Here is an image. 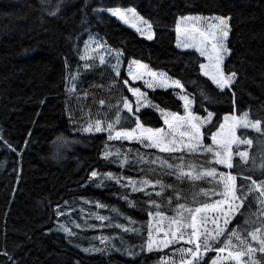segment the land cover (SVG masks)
I'll return each instance as SVG.
<instances>
[{
	"label": "trees",
	"instance_id": "trees-1",
	"mask_svg": "<svg viewBox=\"0 0 264 264\" xmlns=\"http://www.w3.org/2000/svg\"><path fill=\"white\" fill-rule=\"evenodd\" d=\"M57 2L47 0L46 5L45 0H0V264H162L172 247L146 250L148 212L175 215L178 203L186 207L212 203L221 199L213 192L219 193L222 185L209 176L195 181L187 176L178 178L169 174L174 170L137 163L135 157L140 154L148 161L161 157L178 163L175 157L184 155L185 164L195 165L185 171L196 174L215 167L217 173L236 174L237 150L233 169H227L209 163L213 161L211 153H161L138 143L108 140L107 132L89 133L83 129L96 119L105 124L114 120L122 108L117 102L123 97L134 101L123 83L128 80L126 69L133 60L179 79L185 93L194 98L195 114L206 117L213 113L212 121L204 127L205 145L212 143L211 133L218 130L225 116L248 111L250 119L264 120V0H64L59 13L49 15ZM114 7L135 8L154 27V38L148 40L111 15L107 9ZM189 15L231 17L230 54L223 63L226 74L237 73L231 87L221 90L203 75L199 65L205 59L199 52L178 47V20ZM94 33L102 36L108 48L122 52L118 58L119 76L111 63L100 64L97 57L87 61L91 68L84 67L86 61L80 57L85 54V42ZM76 74L79 80L73 90ZM135 85L162 109L184 114L177 90L151 89L141 82ZM101 99L105 104L99 103ZM128 115L126 109L119 111L117 129L134 126L125 121ZM139 116L146 127L164 126L162 116L152 107L141 109ZM238 136L253 139L247 167L255 159L257 168L249 173L246 167L245 174L264 179L257 156L261 134L240 128ZM106 150L113 153L107 159L103 156ZM117 152L120 159L125 154L129 157L130 163L123 168ZM92 171L98 173L97 177H91ZM109 172L136 181L160 180L173 187H165L160 196L155 195L161 191L159 185L148 187L146 191L153 193L148 197L105 178ZM176 191L180 192L179 200ZM149 199L160 207L149 205ZM97 202L105 207H98ZM82 208L99 209L109 219L99 223L102 229L94 220L95 228H87L88 222L81 219ZM257 208L253 202L251 210ZM70 215L83 225L73 227L75 235L57 229L58 220L72 223ZM237 220L242 218L238 215L229 228ZM116 224L135 231L126 232L113 226ZM101 237L108 238L105 245L100 243ZM219 246V242L214 244ZM85 248L103 251L86 252ZM215 254L208 253L202 264H211ZM262 257L264 254L257 253V259Z\"/></svg>",
	"mask_w": 264,
	"mask_h": 264
},
{
	"label": "snow or ice",
	"instance_id": "snow-or-ice-1",
	"mask_svg": "<svg viewBox=\"0 0 264 264\" xmlns=\"http://www.w3.org/2000/svg\"><path fill=\"white\" fill-rule=\"evenodd\" d=\"M63 2L64 0H58L55 5V11L48 12V14L54 16L59 13ZM45 4L47 5V0H45ZM45 10H47V7H45ZM107 11L125 23H129L128 14H131L133 18L139 19L145 25L144 28L137 27L136 30L142 35H146L148 40L154 38L155 33L153 32L152 24L149 21L144 20L143 17H140L135 8L122 9L114 7L107 9ZM202 19L207 20L209 18L199 16L180 17L181 21H199ZM210 20L213 22L208 24L204 29L196 27L193 24L190 29L182 30L178 24L176 31L177 33H181L182 31L188 32L194 37H199L198 40H195L192 43L186 41L183 44V47L195 48L201 57L207 58V64L201 63L199 65L200 71L205 77H208L213 84L222 90L231 87L237 78V73L235 71L225 74L221 67L224 55L230 53V49L226 46V41L231 31V17L213 16ZM132 26L136 27L135 24ZM89 39L92 40L93 38L90 37ZM95 43L97 49L104 47V45L99 42ZM177 44L178 46H181L179 40L177 41ZM84 48L85 54L81 55L80 58L86 61L84 67L88 69L91 68L92 65L87 63V61L93 60V57L88 54V42H85ZM120 55H122V53L117 51V58ZM99 63H105L103 55L99 56ZM132 65L137 66L138 69L147 70L146 74L151 77L150 80H145V84L148 88L171 87L174 89H184V85L179 79H172L171 77H168L165 72L157 73L156 71L149 69L148 65L142 64L138 60L131 61L129 65L128 74L133 80L143 78L145 73L134 74L132 72ZM112 68L115 71V75L119 76V59H117L116 64L112 65ZM123 83L127 85L128 81L124 80ZM74 89L75 85H73V90ZM128 91L136 97V100L132 102L129 101L127 97H123L121 101L117 102V107L119 108V105L122 104V108H119V111L126 109L129 115L125 118V121H130L134 126H122L117 129L115 125L120 123L118 111L114 120L108 121L105 124V121L96 119L93 123H89L83 131L89 133L107 132L108 140H136L144 147L158 149L161 153H211L213 161H210L209 163L214 162L218 165H224L227 169H233L234 153L232 151V145L246 144L249 147L253 145V139H242L237 136V128L254 129L256 133L261 134L260 150L257 153V156L260 159V164L258 165L259 168L264 169V120H261L260 118L250 119L248 111L243 112L240 116H232L230 123L220 124L218 130L215 133H211L212 143L205 145L203 143L204 134L201 131V127L204 123L211 122L213 113L209 112L207 117H200L193 114L190 110V106L194 103V98L190 99L187 94H181L179 96V99L184 102L183 107L185 109V114L180 115L177 112L162 109L159 105L151 104V102L147 100L146 93L141 92L140 88L129 87ZM85 95H87V93H85ZM99 103L103 105L105 104V101L101 99ZM133 103L135 104V108L133 107ZM149 105L155 108L163 117L164 124L168 126L167 132L164 128L146 127L141 122L139 116L140 109ZM224 120L227 122L230 120V117L225 116ZM180 128H183L184 131L179 132L180 139H177L174 133ZM225 129L227 130L225 131ZM185 137H187V140L184 139ZM2 139L3 137L0 136V140ZM5 143L7 144V141H5ZM8 147L12 148L11 144H8ZM12 150L15 151L14 148ZM111 155H113V153L107 150L103 153L105 159L109 158ZM115 155L122 168L130 163L128 155H123L122 159L119 158L121 155L119 152L115 153ZM235 155L239 157V161L235 165L238 169L236 174H233L231 171L217 173L215 167L205 169L202 173L196 174H194L192 170L185 171L186 167L188 169H194L195 165L192 163L185 164L184 155L175 157V160L179 161L178 163H171L161 157H156L155 159L148 161L140 154H137L135 157L137 163L159 164L162 169L174 170L173 173L169 174H176L178 178L187 176L190 180L195 181L201 179L202 176H209L216 180L217 184L222 185V189L219 193L213 192L214 195H219L221 199H217L212 203H202L197 207H186L184 203H178L176 205V214L169 218L168 231L165 232V238L157 242V247H159V245L168 247L170 244L184 241L188 246L176 249V251L180 253L179 264H202L203 256L208 251L212 250L217 253V256L211 260V264H221L222 260H231L234 261L235 264H264V257L257 259V253L264 254V179L257 180L254 179L251 174H245V169L249 165L250 160L248 150L238 151ZM256 168V160L252 159L251 167H247V172L251 173ZM141 171H143V169H141ZM97 175L98 173L96 171H92L91 177H97ZM104 176L109 180H115L116 183L121 184V187H130L132 192H143L148 197L153 195L152 192L146 191L148 187L155 189L157 185L160 186L161 191L155 192L156 196H160L165 187H173L172 185H163L160 180L153 181L143 178L136 181L131 177H123L111 172L104 174ZM238 177L240 178L239 185L237 184ZM122 180L126 181V183H121ZM201 191H203V189ZM175 195L176 199L179 200L180 192L176 191ZM250 195L253 196L251 201L249 200ZM123 198L127 199V197ZM168 201L171 203V197L168 198ZM246 201L248 202L247 208H245ZM253 202L258 206L257 211L255 212L251 210ZM129 203L133 204L131 201ZM148 204L157 209L160 207V205L153 199H149ZM97 206L105 207V205H100L98 202ZM242 209H244V211H242ZM209 210L215 214L211 223L216 225V227L212 230L205 227L209 222V217L207 215ZM58 214L63 215L59 210ZM153 215L157 217L164 216L160 211H156L155 213L151 211L148 212L149 217H152ZM238 215L242 220H237L236 224L229 228V225L232 224L233 220H236ZM98 219L107 220L109 218L99 216ZM126 219L130 220V218ZM113 226L123 228L126 232L135 231V229L127 228L124 225L116 224ZM77 227H79V225H77ZM148 229L149 239L146 244V250L151 252L153 251L154 243L152 240L153 232L151 221L148 222ZM63 230L68 232L69 235H75V233H72L67 228H64ZM157 231H159V229ZM169 235L171 236V239L168 238ZM221 237H224L223 241H221ZM105 239L107 238L101 237V243H103ZM234 240L235 243L233 242ZM218 242L221 243L222 246L214 247V244ZM252 242H255L256 246H253ZM84 251H103V249L85 248ZM224 253H226V255H220ZM3 254L6 256L8 255L7 252ZM132 254L133 253L131 252L129 253V255Z\"/></svg>",
	"mask_w": 264,
	"mask_h": 264
},
{
	"label": "rangeland",
	"instance_id": "rangeland-1",
	"mask_svg": "<svg viewBox=\"0 0 264 264\" xmlns=\"http://www.w3.org/2000/svg\"><path fill=\"white\" fill-rule=\"evenodd\" d=\"M137 12V11H136ZM110 13V12H109ZM138 13V12H137ZM111 14V13H110ZM139 14V13H138ZM112 15V14H111ZM129 15V23H125L124 21H122L125 25L127 26H130L131 28H133L134 30H136L137 27H140V28H144L145 25L143 24L142 21H140L139 19H136V18H133L131 16V14H128ZM140 17H142L140 14H139ZM196 16H199V17H204V18H209L207 20H199V21H181L180 18L178 20V23L177 25L179 24V26L181 27V29H190L193 24L196 26V27H199L201 29H204L206 28V26L210 23H212L213 21L210 20L211 17L213 16H218V15H213V16H202V15H189V16H183V17H196ZM116 17V16H114ZM118 18V17H117ZM119 19V18H118ZM144 20H146L144 17H143ZM120 20V19H119ZM147 21V20H146ZM135 24L136 27H133L132 25ZM177 29V28H176ZM137 31V30H136ZM138 32V31H137ZM153 32H154V27H153ZM141 36L143 37H146V35H142L140 32H138ZM92 37L93 39L90 40L89 38ZM90 37L88 38V44H89V50H88V54H90L93 58H96L98 59L99 61V56L100 55H103L104 57V60H105V63H111L112 65L116 64L117 63V56H116V52L119 51L121 52L120 50L118 49H111V48H108L105 44V41L104 39L102 38V36L100 34H97V33H94V34H91ZM177 41L179 40L180 41V45L181 46H178L179 48L181 49H188V50H195V48H185L183 47V44L187 41L188 43H192L194 42L195 40H198L199 37L198 36H192L190 33L188 32H184L182 31L181 33H177ZM147 38V37H146ZM229 38V36H228ZM228 38H227V41H226V46L228 48ZM95 42H99L101 44L104 45L103 48H99L97 49L96 48V43ZM229 49V48H228ZM196 51V50H195ZM122 53V52H121ZM230 53H227L224 55V60H223V63L225 61V59L228 57ZM120 57H122V55H120ZM205 61H204V64H207L208 63V60L206 57H204ZM92 61V60H91ZM131 62V61H130ZM223 63L221 65L222 69H223ZM90 64V63H89ZM142 64H145V63H142ZM130 65V63H129ZM129 65L126 69L127 71V76H128V88L129 87H137V88H140L138 86L135 85V83H138V82H141L143 83L146 87L147 85L145 84V80H150L151 77H149L146 72L147 70L146 69H138L137 66L135 65H132V72L134 74L136 73H145L143 75V78L141 79H136V80H133L131 76H129L128 74V71H129ZM147 65V64H146ZM149 69L151 70H154L152 68H150V66H148ZM119 68H120V62H119ZM156 71L157 73L159 72H163V71H157V70H154ZM224 71V70H223ZM225 73V72H224ZM226 74V73H225ZM73 78L75 79H72V88H73V85H75V88H76V85L78 83V80H79V76L76 74ZM148 88V87H147ZM156 88H159V87H156ZM171 88V87H170ZM229 88V87H228ZM151 89H154V88H151ZM163 89H169V88H163ZM171 89H174V88H171ZM141 92L143 93H146L145 91H143L141 88H140ZM175 90H177V93L178 95L180 96L181 94H186L185 93V90H181V89H178V88H175ZM147 95V93H146ZM190 99H192L190 96H189ZM129 100V99H128ZM136 100V97L134 96V101ZM143 100V98H142ZM147 100L151 102V104H155L153 103L149 98H148V95H147ZM131 101V100H129ZM132 101V102H134ZM184 103V102H183ZM157 105V104H156ZM133 107L135 108V104L133 103ZM145 107H151L150 105L149 106H145ZM145 107H142L141 109L145 108ZM153 108V107H152ZM161 108V107H160ZM140 109V110H141ZM155 109V108H154ZM156 110V109H155ZM190 110L192 111L193 114H195L193 112V104L190 106ZM168 111V110H167ZM185 114V112H184ZM184 114H180V115H184ZM197 115V114H195ZM199 116V115H198ZM230 117V120L229 121H225L223 122V124H227V123H230L231 122V117L232 116H239V115H236V114H231V115H228ZM202 117V116H200ZM207 117V116H206ZM163 118V117H162ZM213 119V116L211 118V121ZM208 124L210 123H204L201 127V131L203 132L204 134V138H205V133H204V127L207 126ZM165 129V131L167 132L168 131V126L164 124V126L162 127ZM240 128H237L236 130V134L238 136V130ZM227 129H225L226 131ZM254 130V129H252ZM180 131H184L183 128H180L178 129L174 135L176 136L177 139H180L179 137V132ZM211 138V137H210ZM185 140H187V137L184 138ZM115 140V139H114ZM120 141H126V140H120ZM129 142H132V143H138L140 144L142 147H144L141 143L137 142L136 140H133V141H129ZM203 143H204V140H203ZM215 147V146H214ZM146 148V147H144ZM147 149H155V148H147ZM158 150V149H156ZM235 150L238 151H243V150H248L249 151V146L246 145V144H233L232 145V151L233 153L235 152ZM224 166V165H222ZM225 167V166H224ZM86 201V200H84ZM86 203H88V201H86ZM61 212V211H60ZM68 213H70L71 211H67ZM164 216L163 217H157L155 215H153L152 217H150V221H151V225H152V232H153V235H152V240H153V251H162V250H166V249H169L170 247H172V250H171V253L169 255H166L163 257L162 259V264H179L180 262V253L176 251V249L180 248V247H187L188 245L185 244L184 241H179L178 243H173V244H170L168 247H164L163 245H159V247H157V242L163 240L165 238V232L168 231V227H169V218L173 217L174 215H167L165 213H163ZM203 215V214H202ZM208 217H209V222L205 225L206 228H208L209 230H212L216 227V225H214L213 223H211V220L214 218L215 214L212 213L210 210L208 212ZM99 216H104L105 215L103 213L100 212V210L98 209L97 211H92V210H89V209H85V208H82L81 210V219L82 221L84 222H88L87 223V228H95L93 225V222L92 220L96 221V227L98 229H102V226L103 224H99L100 222H105V220H100L98 219ZM69 219L72 220V223L74 224V226H72V223L68 224L64 219L62 220H58L57 221V229L58 230H63L64 228H67L69 229L72 233H73V227H77V225H79V227H82V223L80 221H78L74 216L70 215L69 216ZM63 226V227H62ZM77 227V228H79ZM159 229V231H157ZM149 231V230H148ZM107 238V237H105ZM169 239H171V236L169 235L168 237ZM149 239V237H148ZM108 241V238L104 240L103 243H101V240H100V243L102 245H105ZM214 251V250H212ZM212 251H208L202 258V260L206 257V255ZM215 252V251H214ZM216 253V252H215ZM220 255H226V253L224 254H220ZM217 256V253L215 254V257L216 258ZM221 264H235L234 261H231V260H222L221 261Z\"/></svg>",
	"mask_w": 264,
	"mask_h": 264
}]
</instances>
